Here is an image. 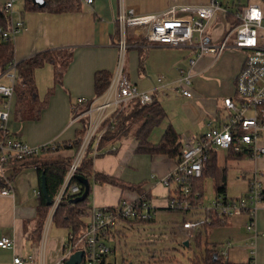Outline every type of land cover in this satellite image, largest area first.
Returning <instances> with one entry per match:
<instances>
[{
    "label": "crops",
    "instance_id": "crops-1",
    "mask_svg": "<svg viewBox=\"0 0 264 264\" xmlns=\"http://www.w3.org/2000/svg\"><path fill=\"white\" fill-rule=\"evenodd\" d=\"M6 1L0 0V12L4 10ZM209 1L93 0L92 3H87L86 0H81L82 8L79 11L51 13L27 11L25 0H18L12 20L13 23L23 20L25 26L14 37L15 61L20 62L37 53L59 49L71 50L73 58L63 69L61 82L56 80V68L53 64L48 63L37 69V87L40 98L44 100L40 119L17 120L16 94L14 95L8 122L11 132L32 145L49 141H73L77 131L83 129L86 121L85 116L76 114L78 109L75 110L74 105L77 98L96 96L95 73L107 70L113 74L117 65L119 49L115 39L117 40L118 14L122 10L133 9L137 14L165 11L177 17L189 18L193 13L187 10L188 7L204 5ZM218 1L224 10L216 13L207 23V33L215 44H219L233 27L226 19V13L234 10ZM260 4L264 3L261 1ZM129 35L133 36V29H129ZM141 48L147 49L144 72L139 69ZM198 49L172 47L161 43H132L126 51L125 71L140 89L149 91L158 83L157 78L160 76H164L168 81L177 79L180 68L189 66V59L196 55ZM245 55L244 50L234 47L231 43L217 59L212 54L199 57L192 69V97L183 95L171 84L154 90L167 112V117L154 129L150 136L151 141L158 142L169 124L180 134L181 141L191 142L199 140L212 126L218 124V116L222 114L224 117L227 114L224 99L235 95V80L243 66ZM262 142L264 143V134ZM137 144L133 134L125 136L119 142L117 153L95 158L94 168L100 173L126 182L146 181L145 189L150 192L157 208L155 220L161 209L165 212L172 211L166 209L169 190L158 178L166 175L174 167L175 161L163 155L136 153ZM75 152L74 148H64L57 152L56 156L73 157ZM228 155L227 153L226 160ZM263 156L252 159L257 162ZM248 157L242 156L239 159ZM262 162L264 163V160ZM154 175L157 178H154ZM41 181L36 168H25L13 181L14 195H0V237L9 235L15 239L14 248H0V264H14L16 255H34L35 259L26 264H41V253L44 254L45 264H56L64 253L70 233L68 229H64L67 233H63L60 231L63 228L52 224L56 230L53 236L50 233L52 227L47 237L44 238L42 228L39 234L38 207L41 196H37L36 191H42ZM93 191L92 205L97 207L116 206L122 200L134 201L140 195L131 190L123 192L121 188L109 183L95 184ZM233 223L231 220L230 227ZM258 227L260 231H264V203L258 211ZM249 237V233L240 232L235 238L237 244H242L247 243ZM231 239L228 243L233 245L235 242ZM43 240L44 249L41 248ZM257 250V264H264V236L258 239ZM246 257L248 261L249 246Z\"/></svg>",
    "mask_w": 264,
    "mask_h": 264
},
{
    "label": "built area",
    "instance_id": "built-area-1",
    "mask_svg": "<svg viewBox=\"0 0 264 264\" xmlns=\"http://www.w3.org/2000/svg\"><path fill=\"white\" fill-rule=\"evenodd\" d=\"M18 0H7L4 10L10 16V27L4 32V37H15L24 26L25 22L19 20L13 23L12 16L15 3ZM92 3L93 0H86ZM187 10L193 14L189 18L174 16L171 12H159L151 14H137L133 9L122 10L117 18L119 57L108 88L99 96L92 98L78 97L75 102V110L86 105L83 110H77V115L86 117L87 130L76 150L70 169L65 177L57 195L52 199L48 215L46 217L43 236L47 237L53 224V217L66 191L78 194L82 186L72 183L77 175L78 167L84 154L92 141H95V154L99 140L107 130L105 122L117 113L123 111L128 103L139 98L142 103L153 101V92L156 89L173 85L183 95L192 97L190 86L192 85L193 67L198 58L212 54L219 58L229 47L232 33L233 46L245 51L243 66L235 80V95L226 97L224 105L227 110L226 118L212 126L201 138L195 142L183 141L181 159L175 163L169 172L160 176L159 181L169 190L181 195L180 199L170 200L166 208L174 210H187L192 208L188 197L191 196L193 179L203 174L204 164L208 160L212 150H225L228 154L259 158L264 155V5L251 3L245 5L235 13L239 23L229 29L219 44L212 42L207 33V23L218 12H222L223 6L218 0H210L204 5H194ZM129 29H133V36L146 38L148 44L161 43L172 47H197L198 52L189 59L188 67H181L178 78L168 81L164 76L157 78L158 83L152 90H142L130 80L125 71V55L130 44L128 43ZM17 61H12L0 74V96L6 101L0 105V173L6 178L7 185L0 188V195H14L13 182L8 181V165L18 160L45 152H57L59 142L49 141L41 145H32L29 142L16 137L9 127L11 101L16 94L18 82ZM116 149V146H112ZM263 172L254 169L248 179V190L241 198H218L211 207H204L205 218L198 221H185L184 228L188 230L190 237L195 238L196 231L206 221H210L214 215L233 217L247 215L246 229L250 234L249 260L250 264H257V241L264 236V231L258 227V211L264 203V183L260 180ZM157 178L156 175L153 176ZM245 178L246 175H243ZM176 191V192H175ZM42 191L37 190L36 195L41 196ZM201 206V205H200ZM157 213L151 198L142 192L134 201L122 200L116 206H93L90 220L84 232L74 239L73 233L68 235V243L65 246L62 257L56 264H66L70 256L83 250V258L80 264H108L105 255L112 251L106 243L108 235L119 225L124 218L146 222ZM45 241L42 242L44 249ZM15 247V239L9 235L0 237V248L12 249ZM228 256L227 250L220 251ZM35 259L34 255L22 257L16 255L14 264H26ZM41 264L44 262V254L41 253Z\"/></svg>",
    "mask_w": 264,
    "mask_h": 264
},
{
    "label": "trees",
    "instance_id": "trees-1",
    "mask_svg": "<svg viewBox=\"0 0 264 264\" xmlns=\"http://www.w3.org/2000/svg\"><path fill=\"white\" fill-rule=\"evenodd\" d=\"M264 3V0H262ZM264 5V4H263ZM244 5H237L236 10L227 11L226 19L231 22L233 26L239 23V20L235 16L237 11H240ZM82 8L81 0H45L44 6H38L33 0H25V10H39L51 13H67L76 12ZM10 27V16L3 10L0 12V74L8 67V65L15 60V40L14 37H4V32ZM119 30H116L117 40ZM128 43H145L148 44L146 38L135 37L129 35ZM73 58V52L67 49L59 50H47L36 55L22 60L17 63L18 71V82L16 85V103H15V118L17 120H38L41 117V112L44 106V100L40 98L39 90L36 82V71L38 68L51 63L56 68V80L61 82L63 76V69H65ZM147 58V49L141 48L139 51V69L141 72L145 71ZM113 74L107 70H99L95 73V92L96 96L101 95L108 88ZM153 94V101L151 103H142L139 98L131 100L126 108L117 113V115L110 117L105 125L107 130L105 131L102 138L99 140L97 145V153L95 154V141H92L88 146L84 157L78 167L77 174L84 176L89 180L90 191L85 200L78 203H72L71 199L80 195L83 192V185L73 178L72 183H78L81 188V192L78 194H71L69 190L66 191L63 196L57 210L53 217V225L58 228L68 229L69 232L73 233L74 239L76 240L85 230L88 221L90 220L92 210V198L93 189L95 184L109 183L115 185L123 192L126 190L135 191L138 194L146 192V196L151 198L149 191L145 189L144 184L146 181L139 183H130L123 181L119 178L100 173L95 170L94 162L95 158L110 154L117 153L119 149V142L127 135L133 134L137 141L136 153L149 154L151 156L163 155L171 158L176 162L181 159V148L183 141H181L180 134L176 131L172 124H169L164 133L162 134L158 142H152L150 136L155 128H157L167 117V112L158 98V94ZM6 99L0 96V105L4 103ZM86 105H82L78 110H83ZM226 116V115H225ZM224 116V117H225ZM222 114L218 116V123L223 121L225 118ZM87 130L86 121H84L83 129L77 131L76 138L73 141L59 143L58 150L64 148H74L77 150L81 144V140ZM112 146H116V149H112ZM45 152L39 155L29 156L27 158L16 161L15 163L8 165V170L11 172L8 177V181L13 182L16 176L25 168L34 167L38 171L39 179L45 175L47 189L52 199L57 195L61 186L64 183L65 177L70 169L73 157L70 156H56V153ZM219 151L212 150L209 153L208 160L204 164L203 174L199 178L193 179L191 196L188 200L192 204L191 211L198 213L200 211V205H202L203 195L205 190L206 178L212 177L214 180V189L217 198H223L227 200V188H228V168L222 166L219 163ZM242 155L229 154L228 159H239ZM7 185L6 178L0 173V188ZM176 192V191H175ZM177 196L173 195V191L170 189L169 197L170 200L180 199L181 195L176 192ZM50 205L42 192L41 202L38 207L39 215V234L41 228L43 230L46 217L48 215ZM168 210H174L166 208ZM154 218L146 221L153 222ZM185 221V220H184ZM136 222H142L133 219L124 218L120 221L121 223L134 224ZM231 224L230 217H223L214 215L210 221H206L200 227H198L195 235V245L200 249V252L194 256L189 257L188 264H250V261L236 263L229 261L226 255L220 253L219 250L210 247L208 241L203 244V236L213 227H221ZM123 233V232H122ZM122 233L117 232L115 234L121 235ZM114 233L111 232L106 243L112 248L111 252H114L108 239ZM69 238H67L68 243ZM165 250H162L158 255L153 251L151 255L152 260L149 264H185L179 263L174 257L165 255ZM111 252H108L105 257L108 263V257ZM123 263L126 261L122 259ZM128 263V260L127 262ZM124 263V264H126ZM110 264V263H108Z\"/></svg>",
    "mask_w": 264,
    "mask_h": 264
},
{
    "label": "rangeland",
    "instance_id": "rangeland-1",
    "mask_svg": "<svg viewBox=\"0 0 264 264\" xmlns=\"http://www.w3.org/2000/svg\"><path fill=\"white\" fill-rule=\"evenodd\" d=\"M230 10H235L237 5H248L251 3H260L262 0H220ZM235 34L232 33V38L229 40V45L232 43ZM219 163L228 168V188L227 198L237 200L244 196L248 190V179L252 176L254 169H259L263 172L261 181L264 182V156L255 162L252 158L245 159H228L226 160L227 152L219 150ZM246 175L244 178L243 175ZM10 172H7V178ZM5 179V177H4ZM99 185V184H98ZM94 193V191H93ZM93 193L91 198L93 197ZM202 205L198 213L191 211H167L160 210L155 217L154 222H136L134 224L121 223L113 230L112 235L108 239L109 244L114 247V252H111L108 257L110 264H149L152 260L153 251L160 254L165 250V255L174 257L179 263L188 264V258H194L200 249L195 245V238H192L184 228L185 221H198L205 218L204 207L211 205L218 199L214 189V180L212 177L206 178L205 190L203 195ZM185 220V221H184ZM234 221L231 225L213 227L203 236V244L208 241L210 247L219 251L227 250L229 256L227 259L232 262L241 263L246 261V252L249 242L237 244L236 236L239 233H249L246 229L248 221L247 215H239L231 217ZM51 236L56 232L54 226H51ZM61 232L67 233V230L60 229ZM120 232L121 235L115 233ZM232 237V239H231ZM234 240V244L228 243V240ZM188 241L189 245L185 242ZM126 261L123 263L122 259Z\"/></svg>",
    "mask_w": 264,
    "mask_h": 264
},
{
    "label": "water",
    "instance_id": "water-1",
    "mask_svg": "<svg viewBox=\"0 0 264 264\" xmlns=\"http://www.w3.org/2000/svg\"><path fill=\"white\" fill-rule=\"evenodd\" d=\"M35 4L38 6H44L45 5V0H33ZM77 180L83 185V192L80 195H77L76 197L71 199L72 203H78L80 201L85 200V198L88 196L89 191H90V183L87 178H85L82 175L77 174L76 175ZM41 189L42 192L47 200L48 205H51L52 203V197L49 195L48 189H47V183H46V177L45 175L42 176L41 179ZM186 245H189V242H185ZM83 250H78L74 252L70 258L66 261V264H80L83 258ZM132 264V263H130Z\"/></svg>",
    "mask_w": 264,
    "mask_h": 264
}]
</instances>
